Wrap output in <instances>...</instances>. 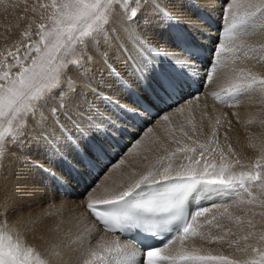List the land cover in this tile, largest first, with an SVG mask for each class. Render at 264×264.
Returning <instances> with one entry per match:
<instances>
[{"label":"snow or ice","instance_id":"snow-or-ice-1","mask_svg":"<svg viewBox=\"0 0 264 264\" xmlns=\"http://www.w3.org/2000/svg\"><path fill=\"white\" fill-rule=\"evenodd\" d=\"M183 3L198 8L193 0H47L25 6L26 13L36 15L27 20L21 38L0 51V264H264V157L237 171L241 162L229 158L236 155L231 144L225 151L219 142L220 116L214 123L210 119L211 135L203 141L191 118L190 130L184 123L165 129L174 149L163 142L153 149L143 137L134 141L125 156L141 150L163 154L143 171L134 168L128 182L105 188L103 196L88 194L94 182L80 213V205L63 200L45 208L21 203L27 173L43 174L58 193L87 184L128 126H136L133 122L166 109L190 112L180 101L199 99L189 97L195 85L223 80L212 95L228 107L264 98V74L240 66L252 59L264 62V42H254L264 37V0H225L208 61L193 38L203 28L181 20L174 8ZM0 6L7 11L17 5L0 0ZM149 21L169 32L167 47L141 30ZM101 69L127 93V102L93 87ZM85 90L110 112L75 105ZM160 118L171 124L168 114ZM151 133L149 127L145 137ZM32 150L58 169L33 159ZM126 163L122 157L114 167ZM216 199L224 202L190 211L197 201ZM213 208L223 210L209 219ZM206 225L217 232L205 231ZM165 236L161 246L152 243ZM29 237L46 245L43 251Z\"/></svg>","mask_w":264,"mask_h":264},{"label":"bare ground","instance_id":"bare-ground-1","mask_svg":"<svg viewBox=\"0 0 264 264\" xmlns=\"http://www.w3.org/2000/svg\"><path fill=\"white\" fill-rule=\"evenodd\" d=\"M28 1H29V3H31V0H8L9 4H16L17 6H16L15 10H13V9H12L13 11L11 10V12H10V13H12L11 17H9L8 19H3V21L0 22V34L2 35L3 38H5L9 34V32L15 31L13 29L21 21V14L22 13L24 15H26L28 17V19L31 18L32 16H34V14L31 13V11H29L27 13L24 11L25 6L28 7V5H26L28 3ZM220 1L221 0H193V3L198 5V8L192 7L187 3L178 4V7H175L182 13V16L180 17L181 20L190 19L194 23H196L197 25H199L200 27L203 28V32L195 33L193 38L203 46V50L205 51V55L203 56V58L205 61L212 59V52H213V49L216 47L217 37L220 35V29H221V26L223 23L222 17H223L224 6H225V5H222ZM7 12H9V11H7ZM2 17H0V19H2ZM204 26H206V27H204ZM141 30L144 31L145 34L149 37V39L152 40L153 42H155L161 46H164V47L168 46L169 41H170L169 32L166 30L164 34L160 33V30L157 28V25L154 22L149 21L147 23V25L142 26ZM254 42H258V37L255 38ZM259 42H264V37H262L261 40H259ZM13 44L14 43H9V45H8L6 43H2L0 45V49L4 50L6 46H12ZM240 66L241 67H247V68H250L254 72L264 74V62H258L256 59L245 61L243 64H240ZM96 75L100 76L101 78L97 80V81H99V83L98 84L96 83L95 84L96 86H93V87H98L99 91L104 92L106 95L112 96L113 98H115L117 100H120L121 103L127 102L126 101L127 93L122 91L119 87H117V85L108 77L105 70H103V69L99 70L96 73ZM220 75H221V73H217V76H220ZM125 78L127 79L128 77L125 76ZM94 83H95V80H94ZM224 84H225V82L223 80H214V82L212 84H209L206 87H201L199 85L200 88L198 90H194L193 88H191L189 90V97L198 95L199 99L198 100L189 99L187 104H184L183 100L180 101L181 105L184 106L186 109H191L190 112L186 111L183 114H179V113H176L175 111L166 109L165 112L160 114V115L153 114L151 116H148L147 119L140 121L139 123L133 122L136 124V126L135 127H132L131 125L128 126V131L123 135L118 146L112 150V152L108 158L110 159V158L114 157L117 153H119L118 151L120 149H122L123 146H125L129 142L131 136H133L135 133L139 135L138 139H137V140H139V137L141 135H143V133H144V130L141 129V127L143 125H146L145 128L148 129L149 124L151 123L150 127L152 129H154V133L156 132L157 135L160 132L163 133L164 132L163 130H165V128H168V125L165 124L166 122L164 123V121L160 118L163 114H168L170 116L171 122H173V123L178 122V124H180L179 120H181V119H183V120L189 119V118L193 117L195 114H198L200 112H202V113L206 112L209 116L211 113L207 112V110L211 111V109H216L218 107H225V104L216 100L212 95L213 92L219 91L220 88L222 86H224ZM133 86L135 87V85H133ZM84 93H89L91 95V97H92V104L91 105L98 106L104 112H110V109L105 107L104 103L100 100L99 97L94 96L90 91H87V90H85ZM82 98L85 99V95H78L74 99V104L77 105L80 109H82V108L80 106L81 103L79 102V100ZM91 105L88 108L89 111L92 110ZM205 106H207V107H205ZM230 111L232 112V114L234 112L235 115L238 117H240L242 115L245 116L246 117L245 120H242L244 123H246V121L249 119L251 120V122L248 121V124H254L255 122L257 123L258 119L256 120V118H257L256 115H258L259 118L261 116V117H263L262 119H264V98L253 97L252 99H243L238 106L232 107L230 109ZM198 115H200V114H198ZM198 115H195L194 117L196 118V116H198ZM211 115H213V113ZM200 117H203V116H200ZM213 118H214V115H213ZM191 119L193 120V118H191ZM208 119H209V117H208ZM208 119L206 118V115H205L203 118V125H201L200 130L197 129L196 135L199 139H201V141L207 139L211 135L212 129L211 130L209 129L210 128V124H209L210 119H209V121H208ZM195 120L196 119H194V122H196ZM148 121H150V122H148ZM184 122L185 121H183V123ZM259 122L262 123V121H260V120H259ZM173 123H171L170 125H172ZM185 123L187 125V122H185ZM178 124H177V126H178ZM233 124L234 125L232 126V129L222 130L225 133H227L229 144H231L233 151L236 154L235 156H229V158L233 159V160H235V159L240 160L241 163L239 165H236L237 171L241 170L242 167L244 170H247V167L249 165H254L258 159H261L262 157H264V151H262V146H264V134H263L264 133V131H263L264 126L262 129H261V127L255 128L254 126H250V125L247 126L246 128H238L240 126L238 123H237L238 125H235V123H233ZM262 124H264V123H262ZM173 125L175 126V124H173ZM188 126H191V125H188ZM188 126L186 128L189 130V128H191V127L188 128ZM169 127H171V126H169ZM259 128H260V130H259ZM164 133H166V132H164ZM144 136L145 135H143L141 137H144ZM160 136H162V134ZM160 138L162 139V137H160ZM162 141L169 145L168 142H165L166 140L164 141V138ZM253 141H254V143L256 142V144H255V149L257 148L256 152H253L252 149H250L253 147V150H254ZM147 142H148V140H147ZM219 142H220L221 146L224 147V149L226 151L227 142H225L224 134L222 132L219 135ZM151 143L154 144L156 142L154 141ZM251 143H253V146H251ZM173 146H175V144H173ZM151 147L157 148V144H156V146L154 144ZM129 150H130V148L123 151L122 156H120V155L118 156L119 160L122 157H124L127 160L126 164H124L120 167H114V164L111 165L109 163L107 166V163H104V165H102L101 168H99L98 170L102 169L103 166L104 167L107 166V167L104 171H102L99 174L98 177H96V175H93L92 177H90L88 179L87 184H81V186L89 187L88 183L90 181L94 180L93 182H98L94 186L92 185L93 186L92 192L88 193L89 195L103 196L106 194L104 191L105 188L111 189V188H113V187H115L121 183L128 182V180L131 177V173H132V169H133V168L131 169L130 166L132 163H133L132 165L135 166L134 165L135 163L133 161L135 158L132 157L131 155L125 156V153H128ZM250 150L252 151V153L250 152ZM161 151H162V149H161ZM162 152H160V154L159 153L158 154L161 155V154H163ZM151 153H152L151 156H154L153 154L156 155V152L155 153L151 152ZM253 153H254V155H252ZM150 154H148V157ZM156 156H154V157L156 158ZM137 157H139V156H137ZM139 158L141 159L142 155ZM155 158L151 157L147 161H142L139 163H141L142 166L144 165L143 168L145 169L147 164H149L150 162H154ZM141 160H144V159H141ZM138 161H139V159H138ZM116 165H117V163H116ZM138 165L139 164L137 163V166ZM142 166H138V167H142ZM136 167H134V168H136ZM143 168L141 171L144 170ZM138 169L140 170V168H138ZM139 170H136V171H139ZM42 180L46 186L42 184V187L39 188L38 184L33 182V184H34L33 188L29 191H25L23 200L21 201L22 204L31 205L33 208H37L38 206H33V204L36 202L38 203L40 201L41 197L46 198V196H48L49 189H51V190H52V188L55 189L54 185L49 186L50 185L49 181H47L45 179H42ZM28 186H30L29 183H28ZM81 186L80 185H73V188H70L66 192H64V194L65 193L68 194V199H63V201L66 202L70 207H74L76 205L81 206L79 208H76L77 213H80L83 211L82 205L85 202L84 197H85L86 192H84V193L82 192L83 200H78L75 198L76 194L81 193V191H82L80 189ZM82 188H84V187H82ZM28 189H30V188H28ZM72 189H73V191H72ZM78 189H79V191L81 190L79 193H77ZM40 191H42V192H40ZM51 192H54L52 194L55 198V196H56L55 194H57L58 192L56 191V189H55V191H51ZM58 195H59V193H58ZM50 197H51V195H50ZM59 197H60V195H59ZM59 200H61V198ZM48 201L49 200H47V202ZM221 201H223V199H216L214 201H203V202L197 201L195 205H198V207H212L213 203L220 204ZM40 202H42V201H40ZM47 202L45 201V204ZM47 205L48 204H46L45 206H47ZM42 208H45V207H42ZM48 208L50 209V207H48ZM52 208H54V207H52ZM55 209H57V208H55ZM195 209L196 208L193 205L191 207V211H195ZM231 209L234 213L236 212L235 208H231ZM216 210H217V208H216ZM220 210H221V208L216 212H219ZM51 212H56V210H53ZM210 217H209V219H210ZM257 219H259V217H257ZM90 222L94 223V221H90ZM201 222H203V220H201ZM223 222H226V221H223ZM97 227H99V226L97 225ZM207 228H209V227H207ZM207 230H209V229H207ZM210 230L212 231L213 228H211ZM214 230L212 232H214ZM215 232H216V230H215ZM108 235H111V234H108ZM117 235H119V234L117 233ZM120 238L122 241L131 243L130 241H128L122 237H120ZM29 242L34 243L38 247V249L41 251H43L44 247L46 246L41 241L32 240L31 237H29ZM178 245H179V241H177L176 244L173 246H178ZM214 247H217V246H214ZM225 250L223 249V251H225ZM140 252L143 253L145 251L140 250ZM225 252L227 254H231V249H228Z\"/></svg>","mask_w":264,"mask_h":264},{"label":"rangeland","instance_id":"rangeland-1","mask_svg":"<svg viewBox=\"0 0 264 264\" xmlns=\"http://www.w3.org/2000/svg\"><path fill=\"white\" fill-rule=\"evenodd\" d=\"M43 2H47V0H31V3H29V1H28V3L26 4V5H28V8L30 9L31 8V6L33 5V4H39V3H43ZM221 2V4L222 5H225V0H221L220 1ZM175 7H178V5H174V8ZM4 7L3 6H0V17H2V19H0V22H2L3 21V19H8L9 17H11V14L12 13H10L11 12V10L13 9V10H15V8H11V7H9L8 8V10L7 11H9V12H7V11H5L4 9H3ZM12 10V11H13ZM30 11V10H29ZM28 11V12H29ZM35 15V14H34ZM27 20H28V17L26 16V15H24L23 13L21 14V21L18 23L19 25H20V27L19 28H17L16 26L14 27V29L13 30H15V31H11V32H9V34L5 37V38H3L2 37V35L0 34V45L2 44V43H6V44H8L9 45V43H14L17 39H20L21 38V31H23V29L26 27V23H27ZM204 27H206V26H204ZM157 28L160 30V33H165V31H166V29H163V28H160V27H158L157 26ZM19 29V30H18ZM34 39L35 38H37V37H33ZM261 38L262 37H259L258 36V42H259V40H261ZM255 40V39H254ZM5 50V49H4ZM3 49H0V51H4ZM13 51H15V49L13 48ZM23 53V49L21 50V54ZM5 54H6V52H5ZM10 62H11V59H10ZM98 72V71H97ZM101 77L100 76H98V75H96L95 76V83L93 82V86H96L95 84L97 83H99V81H97L98 79H100ZM97 81V82H96ZM100 88V87H99ZM84 95H85V99L84 98H82V99H80L79 100V102L81 103V108L82 109H87L88 110V108H89V106L92 104V97H91V95L89 94V93H84ZM223 108V109H222ZM232 107H228V106H226L225 105V107H218V108H216V109H211V111H209V110H207V112H210L211 114L213 113V115H214V118H213V115H211L210 113V115L208 116V114L206 115V118L208 119V117H209V119H211V122L212 123H214L215 121V117L216 116H220V118H221V125H219L218 126V133H219V135H220V133L222 132L223 134H225V132L224 131H222V130H230V129H232V126L234 125L233 123H235V125H240L238 128H246L247 126H254L255 128L257 127H261V129L263 128V126H264V124H262V123H264V122H259V120L260 121H263L264 119H262L263 117H261L260 115V118L258 117V115H256V120H257V123L259 124H257L256 122L254 123V124H248V121H250L251 122V120L249 119V120H247L246 121V123H244L242 120H245V116H240V117H238V116H236L235 115V113L233 112V114H232V112L230 111V109H231ZM201 110V109H200ZM200 112V111H199ZM198 113V112H197ZM206 113V112H205ZM229 113V114H228ZM231 113V114H230ZM162 114V113H161ZM198 114H200V115H198ZM198 114H195V115H198V116H196V118L193 116V117H191V118H193V120H192V122L193 123H195L196 125H197V129L198 130H200V127H201V125H203V118H204V116L205 115H203L204 113H202V112H200V113H198ZM225 114H227L226 116H225ZM158 115H160V114H158ZM200 116H203V117H200ZM213 119H212V118ZM237 117V118H236ZM194 119H196L195 121L196 122H194ZM209 119H208V121H209ZM186 120H188V119H185V120H183V119H181V120H179V123L181 124V122L183 123V121H185V122H187ZM230 121V124L228 123ZM148 122H150V121H148ZM184 122V124H185V127H187L188 126V124L186 125V123ZM210 122V121H209ZM165 123V122H164ZM171 123H173V122H171ZM238 123V124H237ZM166 125H168V128H172V129H177L178 128V126L180 125V124H178V122H174L173 124H175V126L172 124V125H170V124H168V123H165ZM177 124H178V126H177ZM210 124V123H209ZM262 124V125H261ZM258 125V126H257ZM151 126V123L149 124V127ZM169 126H171V127H169ZM177 126V127H176ZM146 127V125H143L142 127H141V129L142 130H144V133H143V135H145V133H146V130H147V128H145ZM167 127V126H166ZM189 127H191V126H188V128ZM145 128V129H144ZM166 129V128H165ZM210 130H211V124H210V128H209ZM186 130H188L187 128H186ZM189 130H190V128H189ZM257 130V129H256ZM259 130H260V128H259ZM164 132H166L165 130H163ZM212 131V130H211ZM258 131V130H257ZM264 131V130H263ZM162 133V132H160L158 135L156 134V132L154 133V129H153V133H151V134H149L148 136H144L143 138L145 139V143L147 142V140H148V142L146 143V145H148V146H153L154 144H155V146H156V144H157V147H158V145L161 143V142H163L162 140H163V138H164V141L165 142H168L169 143V145L167 144V143H165L170 149H174L175 147H176V145L175 146H173V144H171V142L169 141V138H168V136L166 135L167 133ZM263 133V132H262ZM162 134V136H160ZM264 134V133H263ZM143 135H141V136H143ZM152 135V136H151ZM157 135V136H156ZM138 134H134L133 136H131V138H130V140H129V142L125 145V146H123V148L122 149H120L118 152L119 153H117L114 157H112V158H110V159H108L105 163H107V166H108V164L110 163L111 165L112 164H114V165H116V163H118V156L120 155V156H122L123 154V151H125V150H127V149H131L132 147H133V144H134V140L136 141L137 139H138ZM140 136V137H141ZM164 136V137H163ZM139 137V139H141ZM160 137H162V139L160 138ZM166 137V138H165ZM155 138V139H154ZM150 139V140H149ZM152 139V140H151ZM156 142V143H151V142ZM158 142V143H157ZM164 143V142H163ZM253 143H254V141H253ZM253 143H251V146H253ZM171 144V145H170ZM227 144H229V141L227 140ZM255 144H256V142L254 143V150H253V147L252 148H250V149H252V151L253 152H256L257 150V148L255 149ZM173 146V147H172ZM155 148V147H154ZM153 148V149H154ZM156 149V148H155ZM163 151V150H162ZM161 150H160V152H162ZM252 151L250 150V152L252 153ZM38 151H35V150H33L31 153H30V155H31V157L33 158V159H35V158H40V160H41V163H46V167H49V168H52V169H54V170H57L58 169V165H57V163H55V162H46L43 158H42V154L41 153H37ZM154 153L156 152V155H159L160 154V152L159 151H153ZM35 153V154H34ZM151 153V152H150ZM149 152H143L142 150H141V152H140V154L139 155H131L132 157H134L133 159V161H134V165L135 166H133L132 164H131V169L133 168L134 169V167H136L137 166V163L139 164L138 166H142L141 165V163H139V162H142V161H146V160H141V159H143V157L145 156V155H147L148 156V154H150ZM159 153V154H158ZM163 153V152H162ZM38 155V156H37ZM142 155V158L140 159L139 157ZM144 155V156H143ZM152 155V153L149 155V157L151 158H155L154 156H156L155 154H153L154 156H151ZM252 155H254V153L252 154ZM137 156H139V157H137ZM229 156H231L230 154H229ZM148 157V159H150ZM138 159H139V161H138ZM141 160V161H140ZM145 163V162H144ZM48 164V165H47ZM56 164V165H55ZM53 165V166H52ZM58 166V167H57ZM107 166H103V168L102 169H100V170H98L94 175H96V177H98L99 176V174L102 172V171H104L105 169H106V167ZM120 166H122V165H120ZM119 166V167H120ZM136 167L135 168V170H139L138 168H140V170L139 171H141L142 170V168L144 167V165L142 166V167ZM133 169H132V171H133ZM144 169V168H143ZM139 171H137V172H139ZM32 175V176H31ZM27 176H28V183L30 184V186H28L27 187V189L25 190V191H29V190H31L32 188H33V186H34V184H33V182H35V183H37L38 184V187L40 188V187H42V184L43 185H45V183L43 182V180L42 179H45L44 177H43V174H41V173H39V172H37V171H33V172H30V173H27ZM32 179V180H31ZM46 180V179H45ZM94 181V180H93ZM93 181H90L89 183H88V185L89 186H92L93 185ZM43 182V183H42ZM49 186H51V183H50V181H49ZM46 186V185H45ZM81 186V185H80ZM82 187H84V188H82ZM28 188H30V189H28ZM52 188V187H51ZM88 187H86V186H81V193L80 194H76V196H75V198L76 199H78V200H83V195H82V192L84 193V192H86L85 190L87 189ZM84 189V190H83ZM51 191H55V189H53L52 188V190L51 189H49V191H48V196H46V198H43V197H41L40 198V201H42V202H36V203H34L33 204V206H38L39 208H42V207H46L45 205L46 204H49V202L50 201H53V202H56L55 204L56 205H59L61 202V200H63V199H68V194L67 193H59V195H60V197H59V195H58V193L57 194H55L56 196H55V198H54V196H53V194L52 193H54V192H51ZM72 191H73V189H72ZM79 191V189H78V192L77 193H79L80 192ZM256 191H259L258 189H256ZM40 192H42V191H40ZM50 195H51V197H50ZM58 195V196H57ZM49 197V198H48ZM59 197V198H58ZM51 198V199H50ZM54 198V199H53ZM58 198V199H57ZM61 198V200H59ZM46 199V200H45ZM53 199V200H52ZM57 199V200H56ZM47 200H49L48 202H47ZM56 200V201H55ZM45 201L47 202L46 204H45ZM59 201V202H58ZM44 202V203H43ZM224 202V200L223 201H221L220 202V204L221 203H223ZM43 203V204H42ZM39 204V205H38ZM56 207H54V208H52V207H50V209L49 208H47V210H51V211H53V210H56V212H57V209H55ZM220 208H217V210H216V208H213V211L209 214V217L213 214H217V213H219L220 211H222L223 209L221 208V210L219 211V212H216V211H218ZM50 211V212H51ZM230 211H232V209H230ZM236 214H241V213H238L237 212V210H236V212H235ZM208 217V218H209ZM211 218V217H210ZM201 220H203V218H201ZM206 228H205V231H208L207 229H211V227L210 226H205ZM207 227H209V228H207ZM215 228H213V230H214ZM212 230V231H213ZM216 230V232H217V229H215ZM215 230H214V234L216 233L215 232ZM214 246H216V245H213V247ZM226 248H224V250H225ZM228 249H226L225 251H227Z\"/></svg>","mask_w":264,"mask_h":264}]
</instances>
